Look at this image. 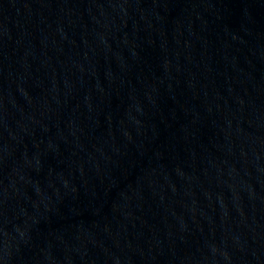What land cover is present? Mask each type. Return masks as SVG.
<instances>
[{
	"label": "water",
	"instance_id": "water-1",
	"mask_svg": "<svg viewBox=\"0 0 264 264\" xmlns=\"http://www.w3.org/2000/svg\"><path fill=\"white\" fill-rule=\"evenodd\" d=\"M0 264H264V0H0Z\"/></svg>",
	"mask_w": 264,
	"mask_h": 264
}]
</instances>
